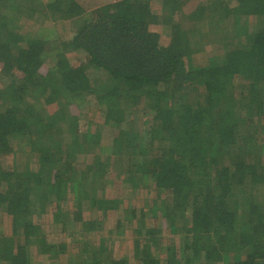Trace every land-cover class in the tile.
Listing matches in <instances>:
<instances>
[{
    "label": "trees",
    "instance_id": "obj_1",
    "mask_svg": "<svg viewBox=\"0 0 264 264\" xmlns=\"http://www.w3.org/2000/svg\"><path fill=\"white\" fill-rule=\"evenodd\" d=\"M44 1L0 0V264H264V0Z\"/></svg>",
    "mask_w": 264,
    "mask_h": 264
},
{
    "label": "rangeland",
    "instance_id": "obj_2",
    "mask_svg": "<svg viewBox=\"0 0 264 264\" xmlns=\"http://www.w3.org/2000/svg\"><path fill=\"white\" fill-rule=\"evenodd\" d=\"M50 0H45L44 1V5L46 6V4L45 3H48ZM100 1V0H99ZM111 0H101V2L102 3H109ZM157 1V2H156ZM156 1H154V3H159V2H161V0H156ZM201 1H203V0H191L190 2L188 1L187 3H186V8L185 9H187V11H188V9L190 10V11H192V10H194L196 7H197V5H199V3L201 2ZM30 11V13L33 15V19H37L38 18V16H40L41 17V19H40V23H44L46 20H48L49 18V15L51 14V13H48L47 11H49L48 9H46L45 7H41V5H39V6H37L36 8H35V10L33 11V12H31V10H29ZM87 12L84 14V18H86V16L88 17V16H90V14H91V11H92V8H89L88 10H86ZM39 12H41L39 15H38V13ZM183 12V11H182ZM46 13V14H45ZM181 15H183V13H181L180 14V17H181ZM177 18H179V17H177ZM32 19V20H33ZM34 21V20H33ZM32 21H30L29 22V24L31 23ZM33 23V22H32ZM31 23V24H32ZM30 24V25H31ZM202 28H203V31L204 32H207V33H209L211 30H212V28H210V24H208L207 22H205L202 26H201ZM34 29V31L37 33V34H43L44 32L42 31V29H40V24L39 25H37V24H34V27H33ZM30 29H28V30H26V31H29ZM38 31H39V33H38ZM206 44V43H205ZM209 51H210V49H211V47H208L207 48ZM211 50H213V49H211ZM88 71H89V74H90V76L92 77V78H99L98 80H101V78H103L102 80H105V78H108V75H106V73H105V71H100V70H98V69H95L94 67H91V68H89L88 69ZM80 109H79V111H83L86 107H79ZM100 124V123H99ZM83 134H84V132H83ZM111 134H114V135H117L118 134V131H116V130H111ZM62 138L64 139V140H66V138H67V141H70V140H72V138H73V135L69 132V133H67V131H66V133H63L62 134ZM105 139L106 138H104V140L102 141V144L103 145H106V143L104 142L105 141ZM79 140L80 141H83V135L82 134H79ZM111 141V140H110ZM71 144V143H70ZM108 156H107V158L108 157H110L111 158V163L112 164H115L116 165V167L118 168V166H123L124 165V163H122V164H118V163H116L115 162V160H116V157H115V155H113V154H111V153H106ZM106 154H105V158H106ZM80 155H83V154H80ZM104 156V155H103ZM118 156H119V159H121V162L122 161H126V158H125V155H123V156H121L119 153H118ZM106 158V159H107ZM118 159V160H119ZM76 165H79L78 163L76 164ZM80 166V165H79ZM111 178H110V180H109V182H108V185H107V190H112V191H114V192H116V193H119L120 192V189H119V183L117 182V179H116V172L114 171V172H112V174H111V176H110ZM90 189V188H89ZM76 191L78 190V187H76V189H75ZM71 192V191H70ZM89 194L90 193H92V192H90V190H88L87 191ZM99 192V194H101L102 192L99 190L98 191ZM77 193V192H76ZM97 193V192H96ZM70 194V193H69ZM71 194L72 195H74L72 192H71ZM70 194V195H71ZM161 201H162V199L159 201V203H161ZM160 206V205H159ZM159 206H157L154 210H156L157 208H159ZM1 212V211H0ZM164 232H162V233H160V234H158L159 235V238H161V242H160V245H159V247H160V249H162V250H164V249H166L167 247H168V245L170 244V242L171 241H173L174 239V237L176 238V239H181V240H185L186 242H187V235H188V232L186 231V233L184 232V231H177V229L176 228H174V226H170L169 224H168V221H164ZM3 224L0 222V236H1V234L4 232V229H3ZM185 235V236H184ZM188 239H190V238H188ZM228 254H225V252H224V255H228V256H231V255H233L234 253H232V252H227Z\"/></svg>",
    "mask_w": 264,
    "mask_h": 264
}]
</instances>
